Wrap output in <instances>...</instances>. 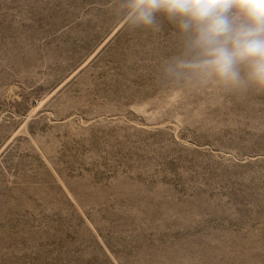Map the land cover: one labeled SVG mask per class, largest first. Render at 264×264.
I'll return each mask as SVG.
<instances>
[{"label": "rangeland", "instance_id": "1", "mask_svg": "<svg viewBox=\"0 0 264 264\" xmlns=\"http://www.w3.org/2000/svg\"><path fill=\"white\" fill-rule=\"evenodd\" d=\"M189 40L132 0H0V264H264V88Z\"/></svg>", "mask_w": 264, "mask_h": 264}, {"label": "clouds", "instance_id": "2", "mask_svg": "<svg viewBox=\"0 0 264 264\" xmlns=\"http://www.w3.org/2000/svg\"><path fill=\"white\" fill-rule=\"evenodd\" d=\"M132 8L137 25L161 14L189 33L199 63L226 86L264 88V0H132Z\"/></svg>", "mask_w": 264, "mask_h": 264}]
</instances>
